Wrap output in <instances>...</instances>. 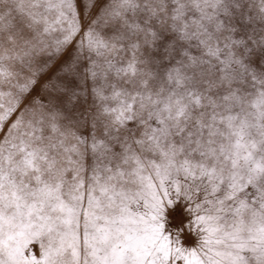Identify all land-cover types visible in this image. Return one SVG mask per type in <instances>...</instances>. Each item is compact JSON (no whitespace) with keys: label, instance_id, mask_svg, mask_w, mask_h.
Here are the masks:
<instances>
[{"label":"snow or ice","instance_id":"snow-or-ice-1","mask_svg":"<svg viewBox=\"0 0 264 264\" xmlns=\"http://www.w3.org/2000/svg\"><path fill=\"white\" fill-rule=\"evenodd\" d=\"M0 264H264V0H0Z\"/></svg>","mask_w":264,"mask_h":264}]
</instances>
